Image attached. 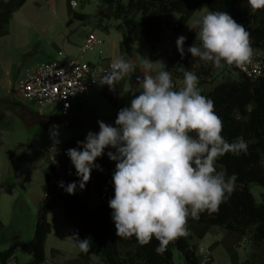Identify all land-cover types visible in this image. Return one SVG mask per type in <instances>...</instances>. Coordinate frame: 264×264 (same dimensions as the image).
I'll return each mask as SVG.
<instances>
[{"label": "clouds", "instance_id": "9594fccd", "mask_svg": "<svg viewBox=\"0 0 264 264\" xmlns=\"http://www.w3.org/2000/svg\"><path fill=\"white\" fill-rule=\"evenodd\" d=\"M247 3L253 12L264 9V0ZM195 29L196 40L187 48L195 60L217 69L225 64L243 69L252 63L251 34L227 11H207L195 22ZM186 39L181 35L176 40L181 58ZM152 66L151 60H143L137 87L129 90L133 97L130 106L119 109L114 125L98 120L99 131H89L66 155L83 190L92 170H103L97 159L106 148L115 149L107 156L116 162L114 197L108 202L116 235L135 236L141 246L155 238L159 242L155 250L163 254L170 242L188 235L189 218L217 213L230 198L237 176L217 171L216 162L228 153H247L248 144L243 137L229 142L222 136L223 121L215 112L214 101L201 94L194 72L186 70L182 86L177 88L163 63L155 74ZM135 71L136 66L120 56L99 82L115 90ZM50 137L59 143L58 126H52ZM58 186L74 195L77 183L65 186L60 181ZM73 237L82 251H88L87 238L81 240L78 233ZM8 264H12L11 257Z\"/></svg>", "mask_w": 264, "mask_h": 264}, {"label": "trees", "instance_id": "16d2710c", "mask_svg": "<svg viewBox=\"0 0 264 264\" xmlns=\"http://www.w3.org/2000/svg\"><path fill=\"white\" fill-rule=\"evenodd\" d=\"M28 0H0V34H8L12 16ZM70 5L71 23L73 19L89 20L90 16L74 11ZM208 7L210 11H227L233 19L242 24L251 34V45L254 53L264 55V9L253 12L243 0H99L97 15L110 19L109 8L118 14L120 23L116 25L123 38L131 44L146 41L157 44L163 40L166 31L164 21L168 14L178 13L179 18L172 25L176 33L188 24L195 13ZM109 25L105 26L108 30ZM198 64L181 58L175 51L169 53V61L165 65L172 74L177 88L182 86L183 73L194 72L198 85L213 76L215 68L211 63L196 59ZM227 65V64H225ZM224 65V66H225ZM238 76H227L215 83L208 90L199 88L201 94L214 101L215 112L223 121L222 136L229 142L243 137L248 144L247 153L225 154L216 162L217 171H224L227 176L236 174L235 190L230 198L222 203L217 213H201L199 219H188L189 234L170 242L163 254H158V241L141 246L136 237H118L112 220V210L108 202L114 197L112 174L93 169L91 179L85 189L76 190L74 195L64 194L47 198L41 203L35 226V240L32 258L23 264H43L46 262V245L52 232L50 212L58 205L62 206L67 221L81 240H89L88 251L79 247L78 258L73 264H91V257L97 255L102 264H175L174 248L182 255L185 264H201V254L191 245L194 236L203 238L213 228L219 227L248 238L255 249L261 250L264 245V192L259 202L252 191L251 184L264 188V75L252 80L237 67L232 66ZM160 70V69H159ZM158 70V71H159ZM5 117L0 112V123ZM37 121L44 125L58 124L71 129L74 138L79 139L82 123L79 119L64 116L51 118L37 115ZM194 135V134H193ZM58 171L53 162L46 169V192ZM67 184L79 181V177H65ZM93 191L99 197V204L89 207L87 198ZM0 219V232L3 230ZM18 245L0 250V264H8L9 258L16 255ZM60 253L53 249V254ZM257 253H251L241 264H262L255 262ZM264 255V253H263ZM264 260V256H263ZM264 262V261H263Z\"/></svg>", "mask_w": 264, "mask_h": 264}, {"label": "rangeland", "instance_id": "374dc122", "mask_svg": "<svg viewBox=\"0 0 264 264\" xmlns=\"http://www.w3.org/2000/svg\"><path fill=\"white\" fill-rule=\"evenodd\" d=\"M75 1L78 3L76 7L77 11L86 9L87 13L90 14L88 15L90 16L89 22L93 23V28L96 30L95 33L101 37H104L106 40L105 44H108V42L112 44L113 59L115 60L117 57L121 56L120 53L123 34L116 28L118 23V14L113 10V8H109L107 10L111 16V18L108 19L97 15V3L99 0ZM243 2L245 5H248L247 0H243ZM43 4L46 6V3ZM26 8L27 7H25L21 13L15 14L14 19L11 22L9 35H0V96L8 97V99L0 98V107L6 110L14 109L18 111L20 114L25 116V119L28 121L29 125H32L38 120V113L51 118L62 116L59 104H55L53 107L46 106L41 108L34 102H28L22 99L19 91H17V88L22 83L29 70L37 68L44 61L56 58L58 49H61V47L64 48L62 41L63 36L65 37L67 33L71 32L75 25H73L71 28H68L69 25L67 26V23L62 24L61 21L57 19L58 21L50 23L46 27V30L45 27H42L41 25V29H35V31L28 29V32H26L27 30L23 26L25 25V21L22 25L17 22L18 18L26 12ZM207 11L210 10L208 7H205L203 10L195 13L181 34L172 30V25L179 18V14H168L164 21V27L166 29L164 36L168 39V41L167 43L161 44L160 48L167 47V45H175L177 38L181 35H186L190 30L192 31L193 28H195V22L204 14H206ZM105 24H110V28L108 30L105 29ZM74 37L77 39L78 34H75ZM128 47L130 48L128 57L130 55H134L138 62L148 58V55L155 50L153 44L147 43L144 40L136 44H131L128 42ZM42 50H46V52H42ZM96 52L97 51L88 53L85 57V60L90 62L93 61V59H95ZM201 63H203V61H201ZM227 76H238V72L233 69L232 66L225 65L222 69L215 70L213 76L202 79L204 81L201 85L199 84L198 87L208 90L215 83L221 81ZM7 92H9L8 95L6 94ZM73 104H75L74 108L78 113L76 117L82 123V128L80 129L79 134L81 133L84 135H86L89 131H99V125L97 123L98 120L114 125L117 113L119 109L123 107L122 105L120 108H116L111 103L104 102V100H102L100 97L96 98L95 96L92 97L91 95L85 96L82 100L76 99ZM7 112L10 111L7 110ZM4 120L3 129L2 132H0V139L5 145H8L11 143V131H13V139L19 138V149L17 151L19 162L23 163L26 169H28L27 166L32 162H41L44 165H46L47 162H51L49 157L50 148L52 146L55 147L58 152L56 156L57 164L65 165L64 163H71L70 158L66 155V151L69 148L78 147V145L76 144L69 146V142L72 138V131L69 127L53 124L58 126L59 143L57 144L54 143V140L50 137V129L53 125H51L45 131L42 130V126L40 125H33L31 128L25 126V129L22 128L17 131L16 125L19 124L20 126L22 124L21 122H23V119H21L19 114L17 115L15 113H11V115ZM79 141L83 140L80 139ZM41 149H44L45 152H42ZM113 151H115V149H113ZM60 153H62V155L58 157ZM62 156L65 159L63 164L62 160L61 162L59 160L62 158ZM104 156H106V153L103 155V158ZM103 158H98L96 164L100 165V167L103 169L102 171H105L104 168L108 165V170H106V173L110 171L113 175L116 162L108 159L106 165V163L100 161ZM11 162L8 160L9 164ZM42 175L38 174L37 172L32 173V176L25 174L26 184H29L28 186L31 184L32 187L36 186L38 180L43 177ZM31 177H33L34 180H31ZM251 187L254 195L260 202L262 200L264 188L256 184H251ZM27 188L29 187L26 185L25 188L19 187L17 190V197L19 198L16 202V206H13L14 210L17 211V216H15L12 212L13 208L11 210L5 209L4 201L7 197V193L4 192L3 195L0 194V219L3 221L6 228L5 232H13L14 230H16V232H20V240L25 245L26 243L30 242L35 232V226L39 213L37 206L28 199L30 195H28ZM22 198L29 200V203H27L28 209L21 207V204H26L25 201H22ZM50 221L53 225V231L48 236L49 240L46 247L47 260L43 264H73L78 258L79 248L73 237V229L65 217V212L62 206H56L52 210ZM224 234H227V232L221 233L222 236ZM225 239L231 244L237 253L232 256L227 255V257L223 255L217 259L219 262L214 263L213 261L211 264H241L249 258L251 253L254 252L257 253L255 262L264 264V245H262L261 250H258L254 248L253 243L248 239H242L241 243L227 237H225ZM23 247L24 245L17 248L18 253H20L21 261H25L28 254L22 250ZM55 248H59L63 250V252L53 254V249ZM91 258V264H102L99 261V257L97 255H93ZM174 261L175 264H185L181 253L176 248H174Z\"/></svg>", "mask_w": 264, "mask_h": 264}, {"label": "crops", "instance_id": "0c3cea01", "mask_svg": "<svg viewBox=\"0 0 264 264\" xmlns=\"http://www.w3.org/2000/svg\"><path fill=\"white\" fill-rule=\"evenodd\" d=\"M43 3H46V6H44L45 4H43ZM25 7H27L25 10L26 12L18 18L17 22L20 25H22L25 21V25H23V26L26 28V30H27L26 32H28V29L35 31V29H39L41 27V25H42V27H45V30H46V27L50 23H52V22L54 23V22L58 21L57 19H59V21H61L62 24L67 23V26L69 25L68 28H71L73 25H75L73 30L71 32L67 33L65 35V37L63 36V39H62L64 48L61 47V49H63L67 54L75 53L77 51L78 46L84 41L86 36L88 34H90L91 32H96V30L93 28V23L89 22V20L73 19V21L71 23H69L70 19L72 17L70 14V5H69L68 0H28L17 12L14 13V15L12 16L11 21H10L8 34L2 35V36L9 35L11 22L13 21L15 14L21 13V11ZM73 10L77 11L76 8H74ZM77 12L84 13L86 15H90L87 13L86 9H82V10L77 11ZM117 22L120 23L119 18H118ZM105 25H107V24H105ZM186 26L182 29L181 32H179V34H181L184 31ZM195 30L196 29L193 28L192 31L190 30L186 35H184L187 39H186V42L184 45L185 56L183 58L190 60V62L192 64L196 65V64H198L197 60H195L191 56V54L187 52V48L189 46H191L196 40ZM191 32H192V35H191ZM75 34H78L77 39H75V37H74ZM103 39H104V37H103ZM167 41H168V39L164 36L163 40L161 42H159L157 44H153V47L155 50L148 55V59L153 62L152 74H155L161 68L162 63L164 65H166L168 63L170 52L175 51L177 53V55L180 56V54L177 51L176 44L173 46L167 45V47H161L160 48V45L167 43ZM197 43H199V42L197 41ZM65 45H66V47H65ZM129 49L130 48L128 47V41H126L123 38V41L121 44L120 55L124 56L126 59L130 60L136 66V71L132 74V76L124 77L116 85L115 90H110L107 85H102L99 82L100 78H101V76H100L96 90L89 95H91L92 97L95 96L96 98L100 97L102 100H104V102H109L113 106H115L116 108H120L122 105H123V107L130 106V101L133 97H132V93L129 90L131 87L132 88L137 87V76L142 75L143 60L138 62L137 58L134 55H130L128 57ZM59 50H60V48L58 49V51ZM112 50H113V47H112L111 43L108 42V44L107 43L104 44V46H103L104 56L108 60L114 61L113 55H112ZM42 52H46V50H42ZM99 56H100V51H97L96 55H95V59H93V61H91V62L87 60V62L89 64H91L92 66H96ZM8 93L9 92H7L6 94L8 95ZM89 95H87V96H89ZM0 98H2V99L7 98L8 99V97H1V96H0ZM74 105L75 104H73L71 116L69 118L77 119L76 115L78 113L75 110ZM7 110H9L10 112H7ZM7 110L2 109L0 107V112L5 113L4 119H6L8 116H10L11 113H15L17 115L19 114L21 119H23V122H21L22 124L20 126H19V124L16 125L17 131H19L22 128L25 129L24 128L25 126H27L28 128H31L33 125L42 126V130L45 131L51 125H53V124L44 125L41 122H35L32 125H29L28 121L25 119V116L23 114H20L18 111L14 110V109H7ZM3 124H4V122L2 121L0 123V132H2ZM81 128H82V126H81ZM12 134H14L13 131H11V143H9L8 145H5L0 139V194L3 195L4 192L7 193V197L4 201L5 209L11 210L13 208V206H16V202L18 201V198H19V197H17V194H18L17 190L19 189V187L25 188L27 185V187H29V188H27V190H28L27 192H28V195H30V197H28V199L34 205H36L37 209L39 210L41 203L45 199L46 193H49L51 195V198H53L54 196H58L60 194L65 193L64 188H60L58 186L59 182L62 181L65 177L74 176V174L76 173V170L71 163H69V162H68V164L64 163L65 159L63 158V156L59 160H60V162L62 160V164L64 163L65 165L57 164L55 161L54 165L58 171V174L50 183V190L48 192H46L44 189V186L47 182L45 172H46V169L49 165V162L46 161L47 162V163L45 162L46 165L42 164L41 162H32L31 164H29L27 166L28 169H26L24 164L19 162V156L17 155V151L19 149V141H18L19 138L13 139ZM80 135L82 137L80 139L84 140L86 135L81 134V133H80ZM80 139L74 138L73 133H72V138L69 142V146L76 145L77 141H79ZM30 146H32V145H30ZM108 151H113V149L106 148L105 149L106 156H104V158L102 156L103 159L100 160V161H103L104 163H106V165H107V162L109 159L107 156ZM2 155L5 157H3ZM61 155H62V153H60L58 155V157ZM3 158H5V159H3ZM8 160H10V162L11 161L12 162L9 164ZM13 160L15 161V164H14ZM104 170L105 171H100V170L99 171L102 173H106L107 172L106 170H108V165L104 168ZM35 172H37L40 175L43 174L42 175L43 177L40 180H38L36 186L32 187L31 184H30V186H28L29 184H26L25 174H28V176L29 175L32 176V173H35ZM108 172H110V171H108ZM44 176H45V178H44ZM31 180H34L33 177H31ZM74 182H76L77 185H79V181H74ZM76 190H80L79 186H77ZM28 199L22 198V201L26 202V204H21L22 208L28 209V204H27V203H29ZM87 202H88L89 207H91V208H94L95 206H97L99 204L100 200H99V197H98L96 191H93L91 193V195L88 196ZM17 210H18V208H17ZM12 212L14 213L15 216H17V211L14 210V208H13ZM51 213H52V211L49 214V219H50ZM2 223H3V221H2ZM3 225H4V223H3ZM5 230H6V228L4 226L3 231L0 232V250L7 249L13 245H18V247L24 245L22 250L25 253H28L25 261L20 260V253H18V250H16V255L12 258V264H23V263L28 262L32 258V248H33V243L35 240V233L33 234L30 242L26 243V245H25L20 240L21 239L20 238V232H18V231L16 232V230H14L13 232H5ZM52 231H53V225H52ZM219 232H221V233L227 232V234H224L223 235L224 237H223L221 235V233H219ZM188 234H189V230H188ZM225 237L230 238V239L235 240V241H238L240 243H241L242 239H244V240L248 239V238L242 237L241 235H238L236 233H233L230 231H225L219 227H215L210 232H208L203 238L194 236L191 239V245L196 249V251L199 255L201 254V252L205 248H211V250L213 252V257H214L213 261H214V263H217V262H219L217 260L219 257H221L223 255H225V257H227V255L232 256L235 253H237V251L231 246V244L225 239ZM48 240H49V237L47 239V242H48ZM46 247H47V245H46ZM55 249L59 250L60 252H63V250H61L59 248H55Z\"/></svg>", "mask_w": 264, "mask_h": 264}, {"label": "built area", "instance_id": "2783aa9c", "mask_svg": "<svg viewBox=\"0 0 264 264\" xmlns=\"http://www.w3.org/2000/svg\"><path fill=\"white\" fill-rule=\"evenodd\" d=\"M78 3L73 0L71 7L76 8ZM105 40L95 32L86 36L73 54H67L60 49L56 58L44 61L37 68L29 70L22 83L18 86L22 99L34 102L39 107H53L59 104L62 116L69 118L76 99L82 100L85 96L96 90L100 76L113 62L103 53ZM100 51L97 65L89 64L85 57L88 53ZM250 79L255 80L264 75V55L254 53L252 63L245 68H238ZM45 152L44 149H41ZM50 161L55 162L57 150L50 148ZM46 198L51 200L50 194ZM213 253L210 248L201 252V264H211Z\"/></svg>", "mask_w": 264, "mask_h": 264}]
</instances>
